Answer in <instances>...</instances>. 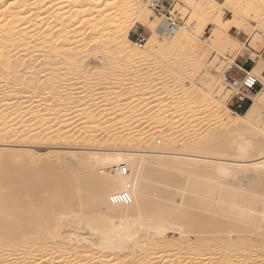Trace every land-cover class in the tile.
I'll return each mask as SVG.
<instances>
[{"label": "bare ground", "instance_id": "obj_1", "mask_svg": "<svg viewBox=\"0 0 264 264\" xmlns=\"http://www.w3.org/2000/svg\"><path fill=\"white\" fill-rule=\"evenodd\" d=\"M10 1L12 2L0 0V140L9 142V140L19 134V140L25 144L11 145L13 149L8 148L10 151L6 152L1 151L2 149L0 150V264H51L52 259H49L51 255H48L49 253L45 255L44 253V249L47 248L50 241L55 244L61 243L58 245L66 246L70 249L82 248L84 247L82 245L89 244L88 253L97 255L93 264L110 262V255H104L105 252L123 250L137 251L136 253H138L139 257L136 264H160L162 263L160 257L144 260L151 248L162 246V244L167 246L172 242L168 234L173 227L178 228L181 237L192 233L200 235L198 237L200 242L199 249H197L198 253L194 254L196 256H194L195 260L192 259L197 263L199 262L198 264H208L211 261L210 256H208V250L211 246L207 248L204 244L207 241L217 242V249H224L223 251L225 252L222 254L220 262L223 264H236V260L238 262V259H240L239 255H236V244L249 243L246 240L248 239L247 237H245V240L236 237V212L241 218L242 216L244 218L248 212L253 210L252 205L244 204V196L241 195V192L245 189L241 183L244 178L249 179V172L260 171L255 179L253 177L250 178L249 183L257 181L261 185L260 188H264V128L259 132H262L261 136L263 137L261 139L258 138L257 141H250L248 145L249 140H244L242 144L239 143L240 145L236 146L237 148H233L230 140L232 137L231 133L233 134L242 122L246 121L252 124L253 120H259L258 113L264 104V76H262L264 61L256 62L252 71L242 69L250 75L255 74L254 76L262 78L263 88L253 98V104L248 107L244 115L236 113L229 119L224 116L225 118L221 119V121L222 123L224 122L226 130L222 133L218 132L219 134L216 135L213 132L207 133L206 136L212 135L210 138L213 139L211 140L207 137V140L209 138V145L206 143L207 140L205 142L194 140L177 147L178 134L173 135L171 139L157 136H134V139H128V136H126V139L121 141V148L108 150V148H100L101 146L95 145L97 141H95L94 136L75 137L71 135L69 137L65 134L67 131L63 132L59 129L56 132L48 133L49 128L47 127L46 129L45 118L47 114L49 116L50 114L49 112L47 113V107L45 108V106L46 104L53 106L51 104L52 97L49 96L67 92L64 95L67 98L70 97L71 93L75 92L66 88L69 85L67 83L72 80L84 85L88 84V80L84 79V77H78L79 75L77 74L79 73H77V70L72 69L75 73L71 71L72 76L69 75L71 78L68 76L69 79L67 78L66 80H63V72H68L69 74V70L73 65L74 68L77 67L78 69L82 65L79 62V57L90 49H95V51L105 54L109 52H113V54L123 53L124 56L125 53L127 56L125 58L129 64H138L146 61L151 56L150 48L152 46L156 47L159 53L164 52L165 43L174 48L173 52L178 54V57H183V52L188 50L195 53L199 64H204L202 62L204 60L202 44L207 43L208 40L206 41L199 37L202 27L199 19H197V16H192L189 18L188 25L183 26L176 23V27L172 29L169 18L166 15H156L152 19H147L148 9L141 0H135V2L132 0H119L120 6L131 10L124 15H121L120 10L117 9L115 10L119 11V13L114 11L110 13L111 15H106L107 11L97 6L99 3L83 5L79 3L80 0L79 2L78 0H65L69 3L67 6H69L71 11H69L71 16L68 18L71 22L70 27L75 28L70 31V34L73 35L77 34L82 28L76 29L80 23L84 24V26L101 27L99 32H104L105 29L102 27L110 26L116 22V16L119 14L123 16L124 22L131 20L135 24L140 23L142 27L149 28L152 31L162 28L165 33L167 32L166 37L159 35L156 39L146 35L147 46L145 45L146 48L144 46L142 47L144 49H142L132 41V28L129 27L126 33L122 35L112 33L107 41H102L93 48L90 45L92 38L84 35L78 36L81 39L77 45L69 41L62 44L57 43L54 39H59L60 31L52 34L50 32L52 29L49 30L51 26H48L49 29L47 27L48 32L46 25H38L36 17L38 13L37 11L30 12L29 5H27L28 0ZM44 1L36 0V6H42L45 3ZM93 1L98 2V0ZM184 1L190 6L200 5V8H204L203 11L207 12L209 16L211 14L212 16H217L215 17V22L218 25L212 22L217 27L219 25L222 27L235 21L237 24L241 23L240 20L244 18L243 15L245 13L242 14L240 10H246V8L240 9L236 6V11L231 9L234 18L225 19L221 5L219 6L216 0ZM233 3H236V5L242 3L247 5L251 12L247 15L252 20H255V23L261 25L262 22L260 20L264 17V0H225V5L227 6ZM147 4L150 5L151 0L147 1ZM67 6L66 8H68ZM55 12H58V10ZM173 14L174 12L172 11ZM38 17H40L39 14ZM245 17L247 18L248 16L245 15ZM60 18V16L55 15V19L58 21ZM243 25L245 26L247 23ZM216 30L218 31V29ZM218 32L222 34L220 31ZM213 35L211 34V36ZM209 36L207 39H209ZM110 39H114V43L115 41L117 43L112 49L108 48L109 43L113 42H109ZM131 42L135 45L134 48L131 46ZM60 48H64V50L61 51ZM64 53L69 54L70 57H63L62 54ZM193 57L188 56L186 58L193 60ZM236 62L234 59L225 61L223 63L225 71L232 70ZM57 69H66V71L62 70V76L61 73H56ZM61 70L59 71L61 72ZM227 78L228 72L225 76V82L228 81ZM223 79L222 81H224ZM146 81L145 88H153L152 81ZM230 83L238 86V88L234 86L232 89L227 90L224 95L226 99L235 98L240 93L239 79H236L235 83ZM67 98H64V100ZM248 98L250 99V95H248ZM64 100L58 99L57 101L64 102ZM99 100L100 98L97 99L98 102ZM97 101L96 104H99ZM117 103L114 97L109 100L107 105L115 107ZM53 104L55 106V102ZM222 106V110H226L225 103H222ZM98 110L99 106L94 110L81 108L78 115L93 120L91 121L93 125L97 122L95 121L96 118H106L108 123L124 120L126 114L130 116L136 114L137 106L135 111L134 107H131L129 112L118 116H115V113L108 112L105 114L104 111ZM24 113L25 116H32V114L35 116L34 121H31L33 123L30 124V121L27 122L25 120L27 123L22 124L21 127L17 126L19 129L13 130L16 125L13 124L16 122L15 118L24 115ZM23 118L25 119L26 117ZM54 118H56L57 122ZM220 118L218 117V119ZM51 120L50 124L55 121L54 125H52L53 127L59 121L57 116L52 117ZM19 125H21V122ZM51 128L50 130H52ZM213 135L216 137H213ZM68 140L73 141V147H70V152L67 151L68 155L62 153L63 151L54 150L63 149L61 145L67 143L66 141ZM125 140L126 142L124 143ZM38 143H49L53 144V146L48 147V150L45 149L47 150L45 153H40L38 150H28V148L32 147L31 145ZM203 143L208 145L210 152H204L200 149ZM79 145L87 146L81 147L86 152L84 155H79V153L75 152V150L79 149ZM17 146L27 147L28 152L15 151L14 147L18 148ZM54 155L57 161L48 162L46 160ZM258 155L259 157L249 164L250 161L246 158ZM67 156L70 158L67 159ZM236 156L238 157L237 159ZM28 158H35L39 162L36 164L35 162L32 163L31 159L29 161ZM65 158L66 162H64ZM12 161L15 164L11 163ZM59 162L62 164L64 162L62 167L59 166ZM10 163L12 166L9 165ZM123 166L128 169L126 175L118 171V168ZM80 167L89 171L104 168L106 171H101L97 174L89 173L91 175L88 174V177L83 176L87 178L83 179L81 175L78 178L77 171L78 173L81 172L79 170ZM64 186L65 188L68 186L67 189L71 187L73 190H68L69 194H67V190L66 192L60 190ZM128 187H130L133 199L131 204L116 205L110 202L111 194L121 192ZM60 191L63 195L65 193L69 195L66 198L64 197L66 200ZM82 193H85V195L82 196ZM59 197H62L65 201H58ZM178 197L180 198L179 203H177ZM74 208L97 212L99 220L103 221L101 222L102 225H100V222L97 224L87 222L77 225L76 221L75 223L70 221L69 224L63 223L66 225V228H64L66 232H63L61 229L63 228V226L61 227L63 225L61 216L65 214L66 210L72 211L75 210ZM204 212L211 213L212 216L208 219L203 214ZM73 223L77 227L71 225ZM58 231H62L60 234H64L58 235ZM81 231L86 234L79 233ZM253 240L256 239L251 240L254 244ZM47 242L48 244L46 245ZM259 243L261 242L256 244L259 245ZM183 244L189 250L193 247V243L189 238ZM50 245L53 246L54 244ZM50 245L48 248H50ZM170 246L168 247L170 248ZM58 248L57 246L56 249ZM164 250L167 252L169 249ZM171 250L169 251L170 254L176 255L175 253L172 254ZM102 252L104 253L101 254ZM233 252L234 255L231 257L230 254ZM253 253H250V255L248 253L249 256L246 255V259H248L246 261L250 260V264H255L254 262L256 261L253 262L255 259ZM263 253L262 256L264 255ZM239 254L244 255L245 253ZM185 255L186 253L177 255L178 263H184L186 259L190 258ZM56 258H53V260H57ZM165 264H169V262Z\"/></svg>", "mask_w": 264, "mask_h": 264}, {"label": "rangeland", "instance_id": "obj_2", "mask_svg": "<svg viewBox=\"0 0 264 264\" xmlns=\"http://www.w3.org/2000/svg\"><path fill=\"white\" fill-rule=\"evenodd\" d=\"M3 1L8 2V0H3ZM35 1L36 0H28L27 2V5H29V8H30V12L33 13L34 11H37V13L40 15V17H38V14L36 15L38 19V23H39L38 25H46V30L48 26L49 27L51 26L50 29L49 27L48 29L49 30L52 29L50 31L52 32V34H55L56 32L60 31L59 39H54L59 44L66 43L67 41H69L70 43H75L77 45V43L81 39V38H78V36L80 37V35L81 36L84 35V36H89L92 38L90 45L94 48L98 45V43L102 41H107L112 35V33L113 34L116 33V35H122L126 33V30L129 27L132 28V35L134 34L135 35H139V34L150 35L152 38H155V39L159 35H161V37H166L167 35V32L165 33L162 28L156 31H152L149 28L142 27L140 23L135 24L131 20H129L128 22H124L123 16L121 15H124L125 13L130 12L131 10L129 8L120 6L119 0L118 1L117 0H98V2H94L93 0H80L79 2L78 0V2L83 5L84 4L94 5L96 3H99L97 4V6L105 9L107 11L106 15H111L110 13L114 11L117 12V10H120L121 15L119 14L120 17H118L119 15L116 16L117 20L112 25L103 26L102 28L105 29L104 32H99L101 27L97 28V26L95 27L91 25L84 26V24L82 25V23H80L76 29L81 28V27L82 28L78 31L77 34L73 35V34H70V31L75 28L70 27L71 22L68 20V18L71 16V14H69L71 11H70L69 6H67L69 5L67 1L65 0H54V1L45 0L44 1L45 3H43L42 6L40 5V7L36 6ZM132 1L135 2V0H132ZM141 1L144 5H146L148 9V14L146 15L147 19H152L156 15L160 16V14L156 13L150 7V5L147 4V1L149 0H141ZM197 1L199 2V0ZM216 1L219 3V6L221 5L220 7L224 13L223 16L225 19L234 18V15L231 9H235L234 11H236V6L237 8H240V9L246 8V10L244 11L240 10V11L242 12V14L245 13V15L248 17L246 18L245 15H243L244 18L240 20L241 23L237 24V22L235 21L233 23L226 24L225 25L226 27L223 25L222 26L223 29H222L221 25H219L220 27L219 26L217 27L218 24L217 22H215L216 21L215 17L217 16H212V14L209 16L207 12L203 11L204 8L202 7L200 8V5L196 4V5L190 6L184 0L183 1L179 0L178 3L174 5V8L172 10L174 12L173 16L176 19H181L183 22V26H185L186 24L188 25L189 18H191L192 16L194 17L197 16V19H199L200 21L199 23L202 25L200 29L199 37L203 40H206V41L208 40L207 43L202 44L204 48V60H202V62L204 64H199L195 56V53H192L191 51H188V50L183 52V57H178V54L173 52L174 48H171L168 43H165L164 52L159 53L157 51V48L152 46L150 48L151 56L148 59H146V61L142 63H138V64H129V62L126 59L127 56L125 55V53H124V56H123V53L113 54V52H109L108 54H105L102 52L101 53L97 52V50L95 51V49L94 50L90 49L85 54L79 57V62L80 64H82L80 65L81 68L80 67H78V69L77 67L74 68V65H73L72 66L73 68L71 67V69L69 70L70 71L69 74L68 72L66 73L63 72V71H66V69L65 70L62 69L63 71L61 69H57L58 72L56 71V73H61L62 76L64 73L63 80H66L67 78L69 79V77L72 76L71 74L75 73L73 72V70H77L78 71L77 73H79L77 74L79 75L78 77L80 78L84 77V79L88 80V84L84 85L74 80H72L74 82L68 81L69 83L67 84L69 85H67L66 89L73 90L75 92V93H71L70 95V97H72L71 100H70V97L67 98V96L64 95L65 93L67 94V92H64V93L61 92L59 95H55V96L51 94L49 96V97H52L51 104L53 106H51L50 104H46V106L44 105L45 108L47 107L46 108L47 113L49 112L50 114V116L47 114L45 118L46 129L47 127L49 128L48 133L54 132V131L56 132L58 131L57 129H59L60 131L62 130L63 132L67 131V133L65 134L66 136H69V137L71 135L75 137L94 136L95 141H97L95 145L101 146L100 148H105V149L108 148V150H110V149L121 148L120 147L121 141L122 139H126V136H128V139L130 138L134 139V136L135 137L136 136H150V137L157 136V137H162L164 139H171L173 135L178 134L179 140L176 141L177 143L176 146L179 147V146H182L183 144L193 142L194 140L195 141L197 140L198 142L199 141L205 142L207 140V137L209 138L212 137V135L206 136L207 133L213 132V134L215 133L214 135H216V134H219L218 132L220 133L224 132L226 128H225L224 122L222 123L221 119H224L225 117L229 119L231 118L233 114L235 115L236 113L244 115L248 107L253 104V101H254L253 98L258 95L261 89L258 88L256 92H253L252 94H250V102H251L250 104L246 105L241 110H237L235 107L237 98L235 97V98L226 99L224 97L227 90L232 89L235 86V85H231L230 81L225 82L226 73L228 72V76L231 78L232 77L235 78V77L232 76V73H231L232 70L227 71V72L225 71L223 63L227 61L228 59H234L237 61L239 56H241L242 54H246V53H249L254 58L256 57V55H264V17L261 18L260 20L262 22L261 25H258L257 23H255V20H252L250 16L247 15L251 13L250 10L247 8V5H244L243 3H242L243 5L242 4L236 5V3H233L232 5L229 4V6H227L225 5V0H216ZM9 2H12V1L9 0ZM66 6L69 9L66 8ZM56 10H58V12H55ZM117 13H119V11ZM162 14L165 15V13H162ZM55 15L61 17L59 21L55 19ZM130 18L132 17L130 16ZM212 22H215L217 25L215 23L212 24ZM244 23H247V25L244 26L243 25ZM162 27H164V25H162ZM216 29H218V31H220L222 34H219V32ZM211 34L212 35L214 34V35L211 36ZM208 36H209V39H207ZM113 40L110 39L109 42H112ZM115 43L114 41L112 43H109L110 45L108 44L109 45L108 48L112 49L114 45H117V43L116 44ZM130 44L133 48L135 47L133 42H131ZM146 46L144 48H146ZM60 50L63 51L64 48H60ZM62 56L65 58L70 57V55L67 53L62 54ZM188 56H191V57L194 56L195 57V58L193 57L194 61L192 59L186 58ZM188 61H191V62H188ZM260 61H264V59H261ZM59 70H61V72ZM222 79L224 81H222ZM236 79H239V78H236ZM146 80L152 81L153 88L151 89L145 88L144 85H146L145 84L147 82ZM260 80H262L261 77H260ZM235 87L238 88V86H235ZM118 90H120L121 92ZM92 97L93 99H91ZM114 97L116 101L118 102L116 104L117 106L115 107L108 106L107 103L109 102L111 98L113 99ZM64 98H67V99L64 100ZM99 98L100 100L98 102L97 99ZM58 99L62 101L64 100V102L62 101L58 102L57 101ZM53 101L55 102V106L53 104L54 103ZM96 101L99 104H96ZM222 103H225L226 105V110L224 111L222 110L223 108ZM98 106H99V110L104 111L105 114H107L108 112H111V113H115L114 114L115 116H118L119 114H122V113L129 112L131 107H134V111H135L136 106H137L138 112L136 111V114L132 116L126 114L125 115L126 118L124 120H118V121H113V122H108V123L106 122L107 120L106 118L104 119L96 118L95 121L97 122L94 125L91 123V121L93 120H90L89 118H84L81 115H78L80 113L79 110H81V108L94 110ZM32 116L31 115L25 116V113H24V115L15 118L16 122H14L13 124L14 125L16 124V125L14 126L13 130L18 127H21L22 124L27 123L29 121H30V124H32L33 122L31 121L32 120L34 121L35 119V116H33L34 118ZM56 116L59 121L57 125L55 124V126L53 127L52 125H54L55 121H53V123L51 124L50 122H52L51 120L52 117H56ZM23 117H26V118L24 119ZM218 117H221V118L218 119ZM54 119L56 120V118ZM258 119L259 120H253L252 124L246 121L242 122L240 126L236 128L234 133L233 134L231 133L232 135V137L230 136L231 137V140H230L231 147L237 148L236 146L240 145L239 143L242 144L244 140L246 141L249 140V142L247 143L248 145L250 141L251 142L252 140L257 141L258 138L261 139L263 137L261 136L262 132L261 133L259 132L261 129L264 128V104L261 106L259 110ZM20 122H21V125H19ZM50 127H52L51 128L52 130H50ZM61 128H63L64 130ZM214 135L213 137H216ZM19 137H20L19 134H17V136L16 137L14 136L12 140H9V142L0 140L1 141L0 144H2L0 145V150L2 149L1 151L6 152L8 150L10 151V149H13L11 145L25 144L19 140ZM210 139L213 140L212 138ZM208 140L206 141V143H208L209 145ZM12 141H14L15 143ZM66 142L67 143H63L61 145V147L63 146V149H54V150L63 151L62 153L67 154L68 152H70V147H73L72 145L73 141L68 140ZM125 142L126 140L124 141V143ZM34 145H31L33 148L30 147L28 148V150L29 149H31L30 151L38 150L40 153H45L47 152L48 147L53 146V144H49V143H44V144L38 143ZM208 145L203 143L200 149L204 152H207V151L210 152L208 150ZM17 147L18 148L14 147L15 151L17 152L19 151L28 152L27 147L25 148L19 147V146ZM81 147H87V146L79 145V149L75 150V152L79 153V155H84L86 152H84V150H82ZM94 147H97V146H94ZM232 156H235V155H232ZM258 157L259 155L256 157H249L246 159L250 161L249 162L250 164L254 162L255 159H257ZM68 158L70 157L67 156V159ZM237 158L238 157L236 156V159ZM28 159L29 161L31 159L32 163L35 162V164L39 162V160L37 162L35 158H28ZM46 160L48 162H53V161L55 162L57 161V158L54 155V156H50V158ZM69 161L71 162V160ZM13 162L14 161H12L11 163ZM64 162H66V158ZM11 163L9 165H11ZM59 164H60L59 165L60 167L63 166L62 163L59 162ZM80 168L79 170H81V172L78 173L77 171L78 178L82 176L81 178L83 179L85 178L83 176L88 177L87 175L89 173L97 174V173H100L101 171L102 172L106 171V169L104 168H101L95 171H89L88 169H83V168L80 169ZM254 172H249L248 173L249 179L244 178L243 180L244 183L243 182H242L243 184L241 183V185H243L245 189L243 192H241L242 193L241 195L244 196V199H243L244 204L247 203L248 206L249 204L250 206L252 205L251 207L253 208V210L251 212H248L247 215L244 216V218L243 216L241 218L236 212V237L238 239L242 238L244 240H245V237H247L248 239L246 240L247 242L250 243V244L244 243L245 245L243 243L242 245L241 243L236 244V252H237L236 255H239L240 257V259H238V262L239 261L240 262L238 263L236 260V264H250L249 262L250 260L246 261L248 260L246 258L247 256L250 255V253L252 254L253 252H254L253 253L254 256L253 255L252 256L255 258V259L253 258L254 259L253 262L256 260L254 262L255 264H257V262L258 264H264V255L262 256V252H264V249H262L264 248V188L261 187L263 189L262 190L260 188L261 185L257 181L249 183L250 178L253 177L255 179L260 173V171H258L259 173L257 171H254ZM67 187L65 188L64 186L62 187L63 189L61 188L60 190L61 191L64 190V192H66L67 190V194H69L68 190H70L71 187L69 186L70 189L69 188L67 189ZM61 194L63 198L64 197L66 198L67 196H69L66 193L65 195H63V193L61 192ZM82 194H81L82 196L85 195V193H82ZM63 198L59 197L58 201L60 202L65 201L66 199L64 198L65 200H63ZM179 199L180 198L178 197L177 203L180 202ZM203 214L208 219L212 216V214L208 212H204ZM98 217L99 216L97 215V212H94L88 209L81 208L80 210V208H78L72 211L68 209L66 210L65 214L61 216V223L69 224L70 221L71 223L72 222L75 223L76 221V224L79 225V224L87 223V222H92L93 224H97L100 222V225H102L101 222L103 221L99 220ZM74 223L71 225H74ZM65 224L61 225V227L63 226V228H61L63 232L64 231L66 232V229H64L66 228ZM76 224L74 226H76ZM62 231H58L59 232V233L57 232L58 235ZM79 233L83 235L86 234L85 232H82V231ZM63 234L64 233L60 235H63ZM192 234L181 237L179 235L178 228L173 227L172 231L168 234L169 239L172 240L171 242L172 244L169 243L167 246L165 244H162V246L151 248L153 250L151 249L149 250L144 261H147V260H150L156 257H160V260L162 261V263L160 264H165L168 262L169 264H193V263L198 264L199 262L197 263L196 261H193L192 259L195 260V257H196L195 255L196 253H198L197 249H199L198 246L200 243L198 241V237H200V235H197L194 233ZM187 237L191 239L193 243L192 245L193 247L190 248V250L185 247V244H183L185 243L186 240H188ZM252 239H256V240H253L254 244L251 241ZM257 241L261 242L259 243V245L261 244L260 246L257 245L258 244ZM209 242L211 243L212 241H207L204 243L207 248L211 246L208 250L209 252L207 251L209 254L208 256H210L211 258V261L208 264H223L220 261L222 259V254L225 252L223 251L224 249L223 248L217 249V246H216L217 242L213 241L211 245ZM47 244L48 242L46 243V245ZM50 244H54V245L52 246ZM56 244L50 241L49 242L50 248H48L49 246L48 245L47 248L45 247L46 249H44L45 255L47 253H49L48 255H51V257L49 256L50 257L49 259H52L53 261V262L51 261V264H66V263L68 264H91L92 263L93 264L94 261L96 260L97 255L95 254L92 255L91 253H88L90 249L89 244L82 245L84 247L82 248L78 247L79 249L78 248L70 249L69 247H66V246L63 247L62 245L61 246L58 245L61 243H56ZM254 245L255 246L257 245L258 248L260 247V249H258L257 246L255 248ZM57 246L59 247L58 249L60 251L56 249ZM168 246H170V248ZM215 246H216V249H215ZM253 247L255 251H253L254 250ZM167 248L169 250L165 252L164 249L167 250ZM170 249H172L171 251L173 252L171 253L172 254L175 253L176 255H171L169 252ZM116 252L115 251L105 252L104 255H108V256L110 255L109 256L110 262L108 263L105 262L104 264H120V263L121 264H136V262L138 261L139 256H138V253H136L137 251L132 252V251L123 250V251H119L120 253L118 251ZM255 252H256V256H255ZM103 253L104 252H102L101 254ZM178 253L180 255L183 253H186L185 256L190 257V258L192 257V258L186 259L185 261L186 263L185 262L178 263L177 261V258L179 256ZM239 253L241 254L245 253V254L240 255ZM52 254H53L54 259L55 257H57L56 258L57 260H53ZM170 255L175 256V257H171ZM230 255L232 257L234 255V252ZM243 259L245 260L243 261Z\"/></svg>", "mask_w": 264, "mask_h": 264}, {"label": "built area", "instance_id": "obj_3", "mask_svg": "<svg viewBox=\"0 0 264 264\" xmlns=\"http://www.w3.org/2000/svg\"><path fill=\"white\" fill-rule=\"evenodd\" d=\"M178 2V0H151L150 7L158 14L165 13L166 16L169 18V22L171 24V28L176 27L177 24H182L181 19H176L172 15V10L174 8V5ZM132 41L135 42L140 48L144 47L146 45V35L139 34V35H132L131 37ZM228 81L235 83L236 77L231 78L228 76ZM240 81V93L236 95L237 102L235 103V107L237 110L243 109L247 103L250 101L248 98V95L255 92L259 86L262 87V83L260 82L259 78L254 75H250L249 73H245L242 79H239ZM119 172H122L123 174L128 173L127 167L123 166L118 168ZM110 202L112 204H122V205H128L131 204L133 199L130 192V187L126 188L125 190L117 193L111 194L109 198Z\"/></svg>", "mask_w": 264, "mask_h": 264}, {"label": "crops", "instance_id": "obj_4", "mask_svg": "<svg viewBox=\"0 0 264 264\" xmlns=\"http://www.w3.org/2000/svg\"><path fill=\"white\" fill-rule=\"evenodd\" d=\"M261 59H264V55H256V57L254 58L249 53L242 54L241 56L238 57L236 65L232 69V72H231L232 76L239 78V79L242 78L245 73V71H243L242 69L246 71H252L254 66L256 65V62L260 61ZM263 74H264V71L262 72V76H264ZM260 82L262 83L261 80ZM259 88L262 89L263 87L259 86Z\"/></svg>", "mask_w": 264, "mask_h": 264}, {"label": "trees", "instance_id": "obj_5", "mask_svg": "<svg viewBox=\"0 0 264 264\" xmlns=\"http://www.w3.org/2000/svg\"><path fill=\"white\" fill-rule=\"evenodd\" d=\"M250 103H251V102L249 101V102L247 103V105L250 104Z\"/></svg>", "mask_w": 264, "mask_h": 264}]
</instances>
